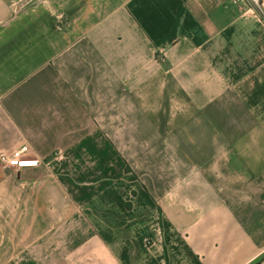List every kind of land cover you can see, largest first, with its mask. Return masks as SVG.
<instances>
[{
    "label": "crops",
    "instance_id": "0c3cea01",
    "mask_svg": "<svg viewBox=\"0 0 264 264\" xmlns=\"http://www.w3.org/2000/svg\"><path fill=\"white\" fill-rule=\"evenodd\" d=\"M22 143L0 264H264V0H0Z\"/></svg>",
    "mask_w": 264,
    "mask_h": 264
},
{
    "label": "built area",
    "instance_id": "2783aa9c",
    "mask_svg": "<svg viewBox=\"0 0 264 264\" xmlns=\"http://www.w3.org/2000/svg\"><path fill=\"white\" fill-rule=\"evenodd\" d=\"M235 3H247L250 6L260 8V0H233ZM29 146L22 143L11 149H0V167L4 170L20 171L25 168L37 167L40 161L37 157L29 154Z\"/></svg>",
    "mask_w": 264,
    "mask_h": 264
},
{
    "label": "trees",
    "instance_id": "16d2710c",
    "mask_svg": "<svg viewBox=\"0 0 264 264\" xmlns=\"http://www.w3.org/2000/svg\"><path fill=\"white\" fill-rule=\"evenodd\" d=\"M130 206V204H128Z\"/></svg>",
    "mask_w": 264,
    "mask_h": 264
},
{
    "label": "rangeland",
    "instance_id": "374dc122",
    "mask_svg": "<svg viewBox=\"0 0 264 264\" xmlns=\"http://www.w3.org/2000/svg\"><path fill=\"white\" fill-rule=\"evenodd\" d=\"M256 8V7H255ZM258 9V8H257Z\"/></svg>",
    "mask_w": 264,
    "mask_h": 264
}]
</instances>
